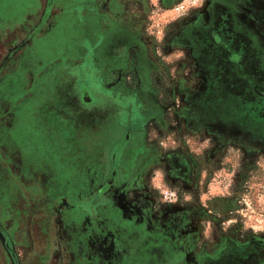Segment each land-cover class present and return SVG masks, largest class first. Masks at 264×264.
Listing matches in <instances>:
<instances>
[{
    "label": "rangeland",
    "instance_id": "374dc122",
    "mask_svg": "<svg viewBox=\"0 0 264 264\" xmlns=\"http://www.w3.org/2000/svg\"><path fill=\"white\" fill-rule=\"evenodd\" d=\"M178 1L0 0V264H264V0ZM223 17L228 53L180 40ZM112 21L157 51L138 126L100 106Z\"/></svg>",
    "mask_w": 264,
    "mask_h": 264
},
{
    "label": "flooded vegetation",
    "instance_id": "af4514ba",
    "mask_svg": "<svg viewBox=\"0 0 264 264\" xmlns=\"http://www.w3.org/2000/svg\"><path fill=\"white\" fill-rule=\"evenodd\" d=\"M120 6H124L123 0H120ZM106 6V3H103ZM96 6V5H95ZM223 22L221 20H214L213 25H202L199 23V20L189 21V24H186L182 30L178 33L180 36V40L184 38H191L195 36H205L209 34L213 38V43L219 44V47L222 46L223 53H228V46L224 43V40L221 36V31L223 32L222 26H219L218 23ZM133 24V25H132ZM108 26L106 29L116 30L117 33L112 37L109 35L108 43L103 40L104 35L99 38V49L101 58L103 59V77L101 78V82L104 85V82H108V78L112 79V83L107 86H103L101 103L100 106H106L107 104H112L117 110H123L121 115L126 116L132 110V107H136V101L143 103V108L140 110V114L136 115V123L137 126L142 123V118L146 116L148 108H154L155 105L151 100L148 99L149 95L153 92V89L149 90L148 86L145 87V84L142 83L140 72H143L141 65L142 59L146 58H154L157 51H151L149 54L146 49L148 47L147 42L143 41L141 34L139 32V27L136 23L126 24L122 22V24H117L116 21H112V23H106ZM184 25V24H183ZM203 27V28H202ZM102 34H105V32ZM112 46L114 54L112 58L116 62V72L113 73L106 69L107 65L110 64L108 61V52H104L105 45ZM213 44V45H214ZM104 45V46H103ZM191 51V50H190ZM189 53H192L190 52ZM104 52V53H103ZM103 53V54H102ZM140 60V62L138 61ZM141 63V64H140ZM140 64V65H139ZM115 65V64H114ZM114 70V71H115ZM116 74V77L114 76ZM112 98V99H110ZM130 118V116L128 117ZM131 120V119H130ZM136 134V130L133 129L132 132L128 130L127 134L121 139L115 146L112 148L110 162L112 165H119L120 156L123 154L126 146L130 141L129 134ZM115 173V172H114ZM115 175V174H114ZM111 180H106V182L102 185V192L110 188ZM101 194V193H100Z\"/></svg>",
    "mask_w": 264,
    "mask_h": 264
},
{
    "label": "built area",
    "instance_id": "2783aa9c",
    "mask_svg": "<svg viewBox=\"0 0 264 264\" xmlns=\"http://www.w3.org/2000/svg\"><path fill=\"white\" fill-rule=\"evenodd\" d=\"M202 0H180L171 7L176 18H185L190 12L199 8Z\"/></svg>",
    "mask_w": 264,
    "mask_h": 264
},
{
    "label": "trees",
    "instance_id": "16d2710c",
    "mask_svg": "<svg viewBox=\"0 0 264 264\" xmlns=\"http://www.w3.org/2000/svg\"><path fill=\"white\" fill-rule=\"evenodd\" d=\"M224 18H225V17H223V19H221V20H224ZM240 50H241V48H240ZM241 52H242V51H241Z\"/></svg>",
    "mask_w": 264,
    "mask_h": 264
}]
</instances>
